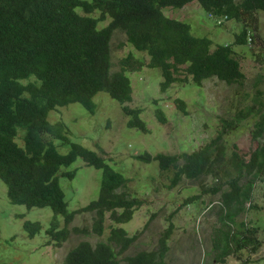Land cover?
<instances>
[{
  "label": "trees",
  "instance_id": "trees-1",
  "mask_svg": "<svg viewBox=\"0 0 264 264\" xmlns=\"http://www.w3.org/2000/svg\"><path fill=\"white\" fill-rule=\"evenodd\" d=\"M188 1L0 0V180L6 196L25 207L46 205L60 214L62 225L51 219L44 229L46 242L55 245L67 238V224L75 213L92 212L90 229L98 235L103 231L105 213L111 224L104 239L94 243L80 239L71 245L63 254L62 264H167L165 239L170 224L154 248L124 253L137 233L128 234L111 222L127 221L141 200L120 189L127 177L110 166L98 151L71 140L60 119L47 118L49 110L70 102L92 112V97L102 90L118 102L127 116L126 126L146 129L139 108L126 103L131 99V84L124 73L139 69L143 62L127 51L112 68L111 39L116 30L122 38L113 45L121 47L127 42L144 52L148 57L145 65L158 70L161 91L172 82L190 79L200 85L202 79L213 76L237 96L229 115L219 118L215 133L196 148L179 153L139 151L133 157L143 162L154 159L159 170L169 173L167 187L184 178L196 181L201 193H218L217 214L225 227L215 228V240L212 239L213 247H218L214 254L217 262H223L233 249L256 247V227L247 226L243 220L235 224L234 217L245 202L252 206L253 182L264 172V88L259 85L258 75L248 81L233 45H245L247 40L256 42L253 30L257 10L264 11V0H196L203 11L215 18L223 16L222 20L239 23L232 40L214 45L208 36L191 32L186 21L161 10ZM105 17L108 20L99 25ZM261 44L264 52V43ZM243 87L250 92H243ZM172 101L185 112L182 98L174 97ZM153 112L158 121H164L159 107ZM248 117L253 119L250 138L256 144L246 156L234 143L228 149L223 135ZM63 143L68 147L61 152L57 146ZM76 157L100 169L98 188L94 198L67 210L57 174L71 177L74 170L60 166ZM203 176L210 177L212 184L202 182ZM197 197L199 193L192 194L183 202ZM232 223L234 229L229 226ZM22 226L32 236L40 224L25 219Z\"/></svg>",
  "mask_w": 264,
  "mask_h": 264
},
{
  "label": "rangeland",
  "instance_id": "rangeland-1",
  "mask_svg": "<svg viewBox=\"0 0 264 264\" xmlns=\"http://www.w3.org/2000/svg\"><path fill=\"white\" fill-rule=\"evenodd\" d=\"M162 12L170 17L186 21L191 32L206 35L215 43L229 42L239 23L232 19H224L216 23L215 18L203 11L196 0L185 2L179 7L164 6ZM96 14V12H93ZM108 20L104 18L102 25ZM253 32L256 42L247 40L246 44L233 45L241 70L248 81L256 75L260 78V87L264 88V11L257 10V23ZM122 38L120 31H115L112 43L116 44ZM111 45L112 68L117 65V58L127 51L141 59L143 64L139 69L125 71L131 84V99L126 102L131 107L139 108V116L145 122V130H138L125 124L127 116L122 113L117 101L105 91H97L92 99L95 106L92 112L87 111L77 102L57 106L48 111L50 121L60 119L71 140L98 151L104 160L115 170L120 171L127 180L122 188L136 196L141 203L136 207L130 218L122 223L128 234L137 233L135 240L125 249L124 253H133L140 249H150L168 224L170 229L165 239L167 264H264V172L259 174L252 185L251 207H244L234 217V223L243 220L247 226H255L253 237L257 244L253 250L249 245L233 249L224 257L223 262H217L212 239L215 228L225 226L218 217V193H201L196 181L180 179L174 186L167 187L169 173L159 170L154 159L143 162L133 157L139 151L179 153L190 151L215 133L221 116H228L233 109L237 96L231 87L213 76L202 79L196 85L190 79L185 82H172L164 90L158 89L160 79L157 68L145 65L147 55L136 50L127 42L121 47ZM260 51H262L261 55ZM243 92H250L243 87ZM234 94V96H233ZM174 97L185 101V112L175 107ZM159 107L164 114L160 122L153 112ZM252 118L242 120L238 126L229 129L223 138L228 149L231 143L237 150L248 155L255 146L256 140L250 138ZM18 133L21 129L18 128ZM264 137V133H263ZM206 138V139H205ZM205 139V140H204ZM20 142V140H19ZM63 152L66 143L57 146ZM60 169H73L71 177L57 174L58 183L66 200V209L71 210L94 198L97 193L100 169L85 164L76 157ZM201 181L212 184L208 176ZM199 193V197L183 202L187 196ZM174 212L171 214V212ZM92 212L75 213L67 224L69 234L59 245L46 242L44 229L51 219L62 225V216L55 214L44 206L25 207L7 199L5 185L0 180V262L5 264H62L65 251L80 239L91 243L105 238L110 224L107 213L104 217V227L100 235L91 231ZM25 219L37 220L38 231L32 236L27 235L22 223ZM230 227L234 224H230ZM78 230L74 231L73 228ZM219 244V243H217Z\"/></svg>",
  "mask_w": 264,
  "mask_h": 264
},
{
  "label": "built area",
  "instance_id": "built-area-1",
  "mask_svg": "<svg viewBox=\"0 0 264 264\" xmlns=\"http://www.w3.org/2000/svg\"><path fill=\"white\" fill-rule=\"evenodd\" d=\"M214 18H215V17H214ZM222 18H223V16H222V17H216V18H215L216 23H217V22H220V20H222ZM248 39H249V38H248Z\"/></svg>",
  "mask_w": 264,
  "mask_h": 264
},
{
  "label": "clouds",
  "instance_id": "clouds-1",
  "mask_svg": "<svg viewBox=\"0 0 264 264\" xmlns=\"http://www.w3.org/2000/svg\"><path fill=\"white\" fill-rule=\"evenodd\" d=\"M211 15V14H210ZM214 17V16H213ZM6 194V193H5ZM7 197V196H6ZM8 199V198H7Z\"/></svg>",
  "mask_w": 264,
  "mask_h": 264
}]
</instances>
